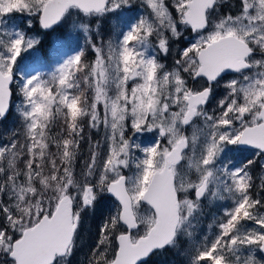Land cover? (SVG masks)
Wrapping results in <instances>:
<instances>
[{"label":"snow or ice","instance_id":"obj_1","mask_svg":"<svg viewBox=\"0 0 264 264\" xmlns=\"http://www.w3.org/2000/svg\"><path fill=\"white\" fill-rule=\"evenodd\" d=\"M14 15L28 29L71 20L77 47L57 39L43 71V58L26 62L40 39ZM111 16L105 40L97 25ZM185 32L193 39L165 64ZM14 85L20 128L0 142V264H73L90 216L86 264H156L181 241L186 264H264L255 161L230 155L264 158V0H0V121ZM86 127L103 144L88 138L78 170ZM205 202L217 212L197 237Z\"/></svg>","mask_w":264,"mask_h":264},{"label":"rangeland","instance_id":"obj_2","mask_svg":"<svg viewBox=\"0 0 264 264\" xmlns=\"http://www.w3.org/2000/svg\"><path fill=\"white\" fill-rule=\"evenodd\" d=\"M233 2H235V0H233ZM143 9L142 8H138L136 9L132 15H140L143 13ZM13 19L15 21L16 24L20 25L21 27H23L25 29V31H28V28L26 26V22H25V18L23 17H20L18 15H14L13 16ZM103 19H106V18H103ZM120 20H123L124 17H120L119 18ZM72 20H75V19H72ZM102 20V19H101ZM99 21L98 23V27L100 29H102V26H100V24L102 23V21ZM108 21V27H109V33L107 32H103L102 34H100L105 40L109 39V38H114V34L116 32V25L118 23V19L115 17V16H112L111 19H107ZM36 21L33 20V25ZM72 23V21H71ZM112 25L115 26V28L113 29L112 28ZM39 26V25H38ZM65 28H62L61 32L63 34H59L58 36L57 35H53V36H50L51 39L50 41L48 42V46L47 47H44V50L45 51H42L41 48H40V43L36 46V48H34L32 50V52L30 54H26V62H31L35 57H41L43 58V60L46 62V66H44L42 68L43 71L45 72H48L50 71L53 67H54V64H53V61H52V58L50 57V50L52 49L55 41L57 39L59 40H66V37L68 35V32L65 30H63ZM30 35V34H29ZM106 35V36H104ZM40 39V42L42 40V36L41 37H38ZM193 39V34H190L189 32H185V35L181 38L180 41L178 42H175L174 44V48H173V51L172 53L168 56V57H161V59L163 60V62L167 65H171L172 62H173V57H175L177 55V49H182L183 47H186L187 44ZM66 43L68 45H70V48L66 49L68 51H70L71 49H74L77 47V41L75 38L73 39H70V40H66ZM85 40L83 38V36L80 37L79 39V46L81 47H86L84 45ZM39 66V65H38ZM198 84V83H197ZM192 86H195V83L192 82ZM15 91V89H14ZM224 89L223 87L221 86L220 88L217 89V99L220 98V96H222L224 94ZM16 93V91H15ZM19 103V97L18 99L16 100V102L13 104H18ZM215 104V101L212 102V106H214ZM14 109V108H13ZM20 128V121H19V118L16 114V111L14 110V115L13 117H11L10 119V123H9V126L6 128V130H8V133L11 135V131L12 129H17L19 130ZM189 133L191 132V129H188L187 130ZM85 136H87V138L90 137V139L92 141H101V143L103 144V132H99L98 135L95 134L93 131H90L87 127L85 128ZM95 138V140H94ZM7 137H3L0 142H3L4 140H6ZM147 139H151V137H140V140L142 141H146ZM83 147V146H82ZM85 149V153H86V160L88 159V156L90 155L89 151L83 147ZM103 151L104 149H102V154H103ZM139 154V153H137ZM233 158V160L235 161L236 159L238 158H241V154L239 153H233V154H230ZM84 161V157L82 156V159L81 161H79V167L80 165L83 163ZM217 207L218 205L216 203H211L209 204L208 202H205V215L203 216V218L200 219V221L196 224V229H195V235L197 237L203 235L206 231H207V226L208 224H210L212 222V215L214 213L217 212ZM91 217V216H90ZM88 228L86 230H84V233H83V237L80 239V249L77 251L76 253V256L73 260V264H85L84 261L87 260V256H88V253L90 251V247L94 244L95 242V239L94 237H91V236H88L86 238V234H87V231ZM191 247V244L189 242H185V241H181V244L176 248V249H172L174 251H177V254L178 255V260H177V264H186V255H185V251ZM180 255V256H179Z\"/></svg>","mask_w":264,"mask_h":264},{"label":"trees","instance_id":"obj_3","mask_svg":"<svg viewBox=\"0 0 264 264\" xmlns=\"http://www.w3.org/2000/svg\"><path fill=\"white\" fill-rule=\"evenodd\" d=\"M111 17H107L106 19L101 20L102 23L100 24V26H102V29H100V34H102L103 32L109 33L110 29L108 27L107 19H111ZM72 19H76V18L73 17ZM71 24L72 23L70 20L67 24H64L63 26H56L55 30L45 31L38 26L37 22H35L33 27L31 29H28L27 32H28V34L33 35V36H37V37L42 36V40L40 42V48L42 51H45L44 47H47L49 45L48 42L51 39L50 36H53V35L58 36L59 34H63L61 32L62 28H65L66 31L68 32ZM112 28L114 29L115 26L112 25ZM65 29H63V30H65ZM104 36H106V35H104ZM84 45L86 46V43H84ZM85 48H86V55H87L88 59L89 60L94 59V53L91 51V49L87 48V46ZM13 88L15 89V85L13 86ZM17 99H18V94H17V92L15 93V91H14V93H13V104L16 102ZM13 108L11 109V115L8 117V119L6 121H0V140L5 136L7 138L10 137V134L8 133V130H6V128L9 126L11 117H13V115H14L15 105H13ZM93 132L98 135L97 132H95V131H93ZM85 137H86L85 141L81 144V154L84 157V161L86 160V153H85V149L83 147H85L89 151L88 138H87V136H85ZM94 140H95V138H94ZM89 153H90V151H89ZM78 170H79V163H78ZM97 224H98L97 220L93 219L92 217H89V219L84 224L83 230L81 232V238L83 237L84 230H86L87 228H88V230H87L88 232L86 234V238L88 236H91V235H92L91 237L96 238ZM176 254H177V251H174L171 249V250L163 253L162 255L156 257L155 258L156 264H177L176 262L178 260V255H176ZM84 263L86 264V261H84Z\"/></svg>","mask_w":264,"mask_h":264},{"label":"flooded vegetation","instance_id":"obj_4","mask_svg":"<svg viewBox=\"0 0 264 264\" xmlns=\"http://www.w3.org/2000/svg\"><path fill=\"white\" fill-rule=\"evenodd\" d=\"M196 87L201 86L203 81L199 82L198 84L194 82ZM195 87V86H194ZM254 150L246 151L245 153L241 154V158L236 159L234 162L237 165H240L243 162H246L247 159H253L255 163L250 166V172L253 177L254 182V193L259 196H264V190L260 188L261 185V178L264 177V158H260L253 155Z\"/></svg>","mask_w":264,"mask_h":264},{"label":"water","instance_id":"obj_5","mask_svg":"<svg viewBox=\"0 0 264 264\" xmlns=\"http://www.w3.org/2000/svg\"><path fill=\"white\" fill-rule=\"evenodd\" d=\"M45 31H49V30H45Z\"/></svg>","mask_w":264,"mask_h":264}]
</instances>
